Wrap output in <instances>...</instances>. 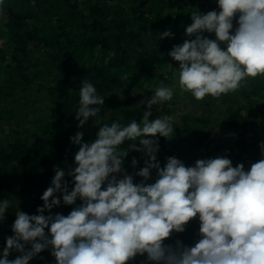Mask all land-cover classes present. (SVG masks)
Listing matches in <instances>:
<instances>
[{
    "label": "trees",
    "instance_id": "1",
    "mask_svg": "<svg viewBox=\"0 0 264 264\" xmlns=\"http://www.w3.org/2000/svg\"><path fill=\"white\" fill-rule=\"evenodd\" d=\"M212 0H0V201L11 206L0 220V258L6 238L13 236L16 213L39 214L44 191L52 186L55 169L65 171L69 192L79 145L71 138L83 132V142H93L100 126L132 120L140 123L148 111L146 101L156 88L169 87L178 75L179 62L168 53L188 37L191 13L207 14L220 9ZM202 3L203 8L198 5ZM205 4H207L205 6ZM239 13L233 20L232 34ZM171 31L173 36L160 39ZM216 39L215 33H202ZM175 72V73H174ZM124 77H127L124 79ZM83 80L93 84L104 97L98 117L89 118L83 128L76 120L79 89ZM48 102V106L46 105ZM190 107L176 114L175 105ZM150 119L169 117L171 138L156 139L157 161L164 167L168 157L194 165L197 160L227 157L228 153L251 164L264 158L257 119L264 120V76L249 78L238 91L219 98L196 100L191 93L173 91L171 101L153 106ZM129 151L123 168L135 158L140 169L149 159L143 152ZM137 147H142L139 140ZM248 169V170H249ZM106 187L102 186V190ZM44 215L67 216L83 202L63 203ZM198 216L183 233L173 232L164 241L175 247L179 240L194 246L200 239ZM51 238L49 229L45 230ZM31 250V244L26 245ZM21 253L13 250L9 259ZM29 264H56L50 249ZM128 264H155L147 254Z\"/></svg>",
    "mask_w": 264,
    "mask_h": 264
},
{
    "label": "clouds",
    "instance_id": "2",
    "mask_svg": "<svg viewBox=\"0 0 264 264\" xmlns=\"http://www.w3.org/2000/svg\"><path fill=\"white\" fill-rule=\"evenodd\" d=\"M219 12L191 13L193 23L186 28L188 37L168 53L179 62L178 84L181 92L191 93L196 100L206 96L219 98L238 91L249 78L264 76V0H217ZM239 13L238 27L232 34L233 20ZM215 33L209 39L202 33ZM173 36L165 31L160 39ZM226 45V50L221 47ZM127 77H124L126 79ZM173 89L156 88L146 101L148 111L140 123L127 125L112 122L100 126L93 142H83V132L71 141L79 145L75 154L74 188L69 192L65 171L55 169L52 186L44 191L39 214L16 213L13 236L6 238L0 264H29L46 249L51 250L56 264H128L137 255L147 254L155 264H264V158L245 170L243 163L233 166L225 157L201 159L186 167L168 157L161 167L157 135L171 138L174 129L167 116L150 119L153 106L171 101ZM104 97L83 80L79 89L76 120L83 128L89 118L98 117ZM129 149L143 152L148 160L134 177L123 168ZM139 140L142 147H137ZM264 155V142L260 144ZM138 161L133 158L135 167ZM158 178L147 183L151 170ZM123 174L118 179L116 174ZM107 184L106 189L102 186ZM63 203H83L69 215H44ZM12 201H0V220ZM198 216L200 239L194 246L179 240L175 247L165 240L183 233L186 225ZM46 229H49V238ZM31 244V250L26 245ZM21 253L9 259L11 252Z\"/></svg>",
    "mask_w": 264,
    "mask_h": 264
},
{
    "label": "rangeland",
    "instance_id": "3",
    "mask_svg": "<svg viewBox=\"0 0 264 264\" xmlns=\"http://www.w3.org/2000/svg\"><path fill=\"white\" fill-rule=\"evenodd\" d=\"M211 3H213L216 6L218 5L217 0H212ZM198 5H200L203 8V5L204 4L198 3ZM206 5L207 4H205V6ZM221 47L224 50H226V45L221 44ZM171 77H173V78L171 80V83H170V86L169 87L172 88L173 91L175 90L177 92L183 93L179 89V84H178L179 75H175V76L172 75ZM46 105L48 106V102L47 101H46ZM189 109H190V107L188 105H186L184 102L175 105V112H176V114H180L182 112H186ZM257 123H258V126H259L258 131L261 132V133L262 132L264 133V120L261 119V116H259V118L257 119ZM134 152H136V151H134ZM225 158L230 159L232 161V164H233L234 167L237 166L240 163H243L244 166H245V170H248L249 169V167H248V164L249 163H247L242 158H240L239 160H236V157H233L232 154H230V153H228V156L225 157ZM179 160H181L185 164L186 167H192V166H194V165L188 164L185 160H182V159H179ZM139 168H140L139 164H137L135 167H133V165L131 163L130 169H128V170H125L124 169L127 174L132 175L134 177V184H139L143 180L142 177L136 175V173L139 171ZM116 175H117V178L118 179L123 178V174L122 173L121 174H116ZM157 178H158V176H157V170L156 169H152L151 170V178L147 181V183H149V184L154 183ZM106 186H107V184L103 185V187H106Z\"/></svg>",
    "mask_w": 264,
    "mask_h": 264
}]
</instances>
